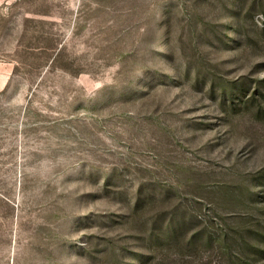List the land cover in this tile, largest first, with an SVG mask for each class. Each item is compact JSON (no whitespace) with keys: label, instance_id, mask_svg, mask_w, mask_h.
Wrapping results in <instances>:
<instances>
[{"label":"rangeland","instance_id":"1","mask_svg":"<svg viewBox=\"0 0 264 264\" xmlns=\"http://www.w3.org/2000/svg\"><path fill=\"white\" fill-rule=\"evenodd\" d=\"M198 2L0 0V264H264V0Z\"/></svg>","mask_w":264,"mask_h":264},{"label":"trees","instance_id":"2","mask_svg":"<svg viewBox=\"0 0 264 264\" xmlns=\"http://www.w3.org/2000/svg\"><path fill=\"white\" fill-rule=\"evenodd\" d=\"M209 2H210V0H201L200 3L198 2L199 6H200V8L198 10H199V12H201V14L204 11H207L210 8V3ZM184 9L186 11H189L190 8H189V6L188 7L186 6V7H184ZM164 12H165L164 19H167L169 17L170 10H167V11H164ZM199 12L197 13V16L200 15ZM225 12H228V10L225 11ZM152 17L154 19L152 21L153 25L155 27L154 29L156 30V29H158L160 27V25L162 23L161 21H164V20L160 19V18H157V14L156 13H153ZM196 19L197 18L195 17V15H190L189 16V22H190L191 26L194 25ZM163 32H164L163 30L160 31V34H159V40L160 41H161V38H162L161 33H163ZM158 54H159L158 57L161 59L160 51L158 52ZM144 62L145 61H144L143 57L135 59V61H133L132 65H131V68H130L131 70H133L135 72V80L138 83V85H141L143 80L146 81V82H148L150 80L151 74L148 72L149 69L144 66ZM156 67L157 68H155V69H159L158 65H156ZM138 75H140V77H138ZM212 79L213 78H211V80ZM170 80H174V79H170ZM233 89L234 88L232 87V85H229V86L225 85L224 88L222 90H220L222 99L224 100L225 98L233 97V95L236 94V91L233 90ZM177 231H179V229L177 227L173 228L171 230L170 234L165 237L166 240L164 242L167 243L170 238L175 236ZM227 234L228 233H226V232L225 233L222 232V234L218 235L217 240H213V238H208V241L206 243H210L211 244V242H213V241H219V242L225 241L226 242L227 239H228V235ZM189 243L190 244H194V240L191 238ZM261 243L264 244V235H262V242ZM237 259H238V262H240V263L250 264L247 261V256L244 255V254H240V256H238ZM252 264H254V263H252Z\"/></svg>","mask_w":264,"mask_h":264}]
</instances>
